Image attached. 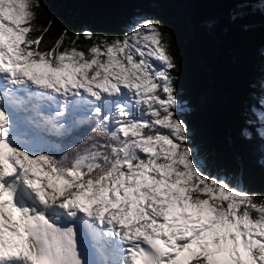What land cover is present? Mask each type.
Returning <instances> with one entry per match:
<instances>
[{"label":"snow or ice","instance_id":"6c2138e0","mask_svg":"<svg viewBox=\"0 0 264 264\" xmlns=\"http://www.w3.org/2000/svg\"><path fill=\"white\" fill-rule=\"evenodd\" d=\"M42 7L0 0V264H264V195L197 152L162 22L49 47ZM249 112L264 163V95Z\"/></svg>","mask_w":264,"mask_h":264},{"label":"trees","instance_id":"16d2710c","mask_svg":"<svg viewBox=\"0 0 264 264\" xmlns=\"http://www.w3.org/2000/svg\"><path fill=\"white\" fill-rule=\"evenodd\" d=\"M260 2V0H257ZM38 26L54 21L45 43L51 47L62 30L84 29L122 35L136 10L160 15L165 36L176 57L178 97L186 109L191 141L210 164L213 175L242 169L247 192L264 195V163L259 138L241 136L249 113L248 77L264 75V15L248 11L233 20L238 5L216 0H40ZM86 48L83 38L77 42ZM249 44H253L250 51ZM250 51V52H249ZM249 52V53H248ZM249 74V75H248ZM259 85V83H258ZM254 135L256 129L253 128Z\"/></svg>","mask_w":264,"mask_h":264},{"label":"rangeland","instance_id":"374dc122","mask_svg":"<svg viewBox=\"0 0 264 264\" xmlns=\"http://www.w3.org/2000/svg\"><path fill=\"white\" fill-rule=\"evenodd\" d=\"M138 15L147 16V17H155V18H158L159 20L162 21L161 16L157 15V14H155L153 12H148L147 13V11L136 10L133 14H131V17L129 19V24L131 23L133 17L138 16ZM165 38L167 39L166 36H165ZM253 47H254L253 44H249L250 51L253 50ZM256 51H258V53L260 52V53H262L264 55V44H260ZM248 82L250 84L249 85L250 88H247V90L249 92V99L250 98L252 99V103L250 105H248V108H249L251 105L256 104V100L260 96L264 95V75H261L260 73H257L255 75H249ZM258 83H259V85H258ZM180 103H181V105H183L182 102H180ZM257 107H259V106L257 105ZM243 114H244V120H246V121L250 117L252 119H255L254 116H252L249 113H246V111H244Z\"/></svg>","mask_w":264,"mask_h":264}]
</instances>
